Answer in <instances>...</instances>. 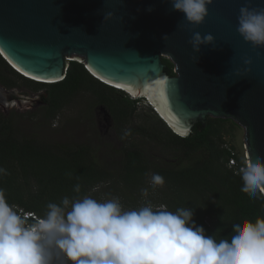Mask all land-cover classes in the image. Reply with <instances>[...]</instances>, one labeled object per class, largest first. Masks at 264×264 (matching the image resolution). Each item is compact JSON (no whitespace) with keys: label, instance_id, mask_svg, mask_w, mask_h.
<instances>
[{"label":"water","instance_id":"95a60500","mask_svg":"<svg viewBox=\"0 0 264 264\" xmlns=\"http://www.w3.org/2000/svg\"><path fill=\"white\" fill-rule=\"evenodd\" d=\"M243 6L264 8V0H213L200 25L171 0H0V48L20 72L50 83L65 80L71 62L135 95L162 77L163 104L186 137L209 118L229 120L242 127L249 161L264 162V46L237 32ZM195 32L214 44L194 52Z\"/></svg>","mask_w":264,"mask_h":264},{"label":"trees","instance_id":"16d2710c","mask_svg":"<svg viewBox=\"0 0 264 264\" xmlns=\"http://www.w3.org/2000/svg\"><path fill=\"white\" fill-rule=\"evenodd\" d=\"M164 64L166 72L174 76V66L167 60ZM7 72L35 92L47 90L49 116L68 106L83 90H90L97 96V103L112 113L117 125L130 124L136 112L134 103L125 98L124 92L101 83L78 62H71L65 80L54 84L23 77L0 55V83L13 89L16 82L8 80L4 75ZM227 122L230 121L209 118L206 126L197 124L185 138L173 133L160 119L155 125H132L129 128L132 135L150 140L172 153L171 160L161 165L159 159L150 161L139 146L125 148L118 164V185L108 186V194L117 197L115 195L123 189L120 185H124L129 193L122 199L123 205L138 209L136 201L144 197L141 190L147 188V197L153 199V193L159 196L151 199L155 205H163L171 212L181 207L191 208L195 224L203 227L206 235H213L217 241L230 240L234 224L264 218V199L243 193L239 173L229 167L230 149L235 147H229L223 137V124ZM16 133L11 118L0 112V168L5 169V173L0 174V189L9 205L21 216L22 211L43 217L49 203L59 204L64 197L73 200L89 196L97 184H106L110 178L108 172L99 168L92 147L60 146L63 152L54 153L52 147L29 139L21 140ZM153 174L161 175L165 181L163 190L157 193L147 186ZM77 184L80 185L79 193L74 191Z\"/></svg>","mask_w":264,"mask_h":264},{"label":"clouds","instance_id":"9594fccd","mask_svg":"<svg viewBox=\"0 0 264 264\" xmlns=\"http://www.w3.org/2000/svg\"><path fill=\"white\" fill-rule=\"evenodd\" d=\"M212 2L171 0L172 10L183 13L192 25L204 22L207 6ZM152 10L151 6L147 9ZM237 21V32L246 42L254 47L264 46V8L243 6ZM214 42L212 34L202 36L199 32L193 33L189 41L197 53L202 45ZM5 61L27 79L54 84L32 78ZM4 173L5 169L0 168V174ZM239 175L243 193L264 199V162L260 157L246 162ZM149 183L155 189L163 187L165 181L161 175L153 174ZM74 191L80 192L79 184ZM141 194L147 197L148 189H142ZM21 214L9 205L0 189V264H264V218L260 217L254 222L244 220L234 224L231 239L217 241L195 224L194 212L188 207L171 212L164 206L154 210L149 203L124 210L118 198L101 202L84 196L73 200L64 197L59 204L49 203L43 217L22 211ZM24 218L34 221L29 223Z\"/></svg>","mask_w":264,"mask_h":264},{"label":"rangeland","instance_id":"374dc122","mask_svg":"<svg viewBox=\"0 0 264 264\" xmlns=\"http://www.w3.org/2000/svg\"><path fill=\"white\" fill-rule=\"evenodd\" d=\"M164 60L169 61L174 66V73H176L175 64L168 57H164ZM4 75L8 76L10 82H16V86L10 89L0 83V93L5 98L4 103L0 102V112L11 118L17 137L21 140H33L52 148L58 146V144L60 146L92 147L99 168L108 172L110 178L106 184H97L89 196L101 202L118 198L124 210H134L130 207L127 208L122 203V199H125L126 194L129 193L125 190L124 185L122 187L120 185V189H123L115 195L117 197L110 196L107 188L108 186L113 187L119 177L117 175L118 164L122 160L125 148L139 146L140 149L145 151V155L150 161L157 162L159 159L158 163L161 165L165 160H171L172 156V153L169 154L162 150L150 140L131 133L125 135L132 125L145 123L155 125L157 119L162 120L149 103L142 98L135 99L126 94L125 98L128 97L127 99L134 103L136 112L131 123L122 126V124L117 125L114 122L112 113L105 106L97 103V96L92 91L83 90L68 106L57 111L55 115L49 116L46 111V98L48 96L46 89L35 92L24 86L21 81H16L8 72ZM109 98L112 97L109 96ZM223 128V137L228 142V146H234L240 157H245V142L241 125L227 122L223 124ZM150 179L151 176L149 182ZM147 186L152 188L150 183ZM35 187H32V189L35 190ZM163 187H157L154 190L157 193V191H162ZM153 194V199H151L156 200L159 196ZM151 199L142 197L136 203H138L139 208L149 203L154 209L163 206L155 205L156 203ZM164 208L166 209L165 206Z\"/></svg>","mask_w":264,"mask_h":264},{"label":"bare ground","instance_id":"6f19581e","mask_svg":"<svg viewBox=\"0 0 264 264\" xmlns=\"http://www.w3.org/2000/svg\"><path fill=\"white\" fill-rule=\"evenodd\" d=\"M0 51L2 52V54L8 59V57L5 55V53L3 52V50L0 48ZM81 60L79 57H68V61L71 60ZM9 60V59H8ZM11 62V64L17 68V70L19 69L20 71H22L18 66H16L11 60H9ZM96 76H98L93 70H91ZM99 77V76H98ZM105 80V79H104ZM120 87V86H118ZM122 88V87H120ZM124 89V88H123ZM122 89V90H123ZM124 91H126L131 97L135 98V99H139V98H144L146 97L148 99V103L149 105H152L153 108L156 109V111L164 118L165 121L168 122V124L173 128V130L175 132H177L178 134H180L181 132H184L182 130H180L177 126V124L175 123V121L173 120V118L171 117L170 113L168 112V110L166 109L165 105L163 104L164 102V97H165V84L163 82L162 77L158 78L156 81H154L151 85H149L146 89H144L141 93H139L138 95H135L131 92H129L128 90L124 89ZM187 133V132H186ZM188 134V133H187ZM186 134V135H187ZM181 135V134H180ZM186 135H182V136H186Z\"/></svg>","mask_w":264,"mask_h":264},{"label":"built area","instance_id":"2783aa9c","mask_svg":"<svg viewBox=\"0 0 264 264\" xmlns=\"http://www.w3.org/2000/svg\"><path fill=\"white\" fill-rule=\"evenodd\" d=\"M244 150H245V157L242 158V157H240V154L236 149H234V150L230 149V151L232 152V157L230 159L229 167L236 169L237 173H239V169L241 167H243L246 162H250L248 155H247L246 144L244 145ZM238 158H239V160H238Z\"/></svg>","mask_w":264,"mask_h":264},{"label":"flooded vegetation","instance_id":"af4514ba","mask_svg":"<svg viewBox=\"0 0 264 264\" xmlns=\"http://www.w3.org/2000/svg\"><path fill=\"white\" fill-rule=\"evenodd\" d=\"M1 94V93H0ZM2 95V94H1ZM5 102V98L3 97L2 95V102L1 103H4ZM51 144V143H50ZM58 147H60V144H58V146L54 147L52 152L54 153H62L63 150L62 149H59Z\"/></svg>","mask_w":264,"mask_h":264},{"label":"snow or ice","instance_id":"6c2138e0","mask_svg":"<svg viewBox=\"0 0 264 264\" xmlns=\"http://www.w3.org/2000/svg\"><path fill=\"white\" fill-rule=\"evenodd\" d=\"M180 134L181 135H186L187 133H186V131H184V132H181Z\"/></svg>","mask_w":264,"mask_h":264}]
</instances>
